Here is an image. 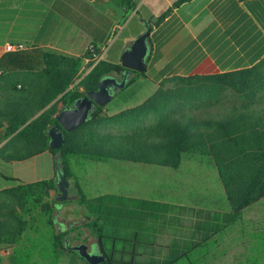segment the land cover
<instances>
[{"label": "trees", "instance_id": "1", "mask_svg": "<svg viewBox=\"0 0 264 264\" xmlns=\"http://www.w3.org/2000/svg\"><path fill=\"white\" fill-rule=\"evenodd\" d=\"M113 1L126 11L136 5L135 0ZM186 1L176 0L148 22L151 26L160 23ZM95 51L99 53L97 46ZM87 58H92L89 49L73 56L34 45L0 56V127L8 138L0 156L22 160L45 150L53 156L59 153L65 175L73 178L79 195L76 201L84 215L83 223L56 231L53 215L70 201H56L51 196L50 191L57 190L54 179L19 182L2 190L10 202L0 204V214L8 219L0 223V248L17 243L28 229L25 217L37 212L51 228L54 246L66 248L65 239L69 244L88 243L93 237L92 249L106 254L100 264H172L196 247L206 246L215 235H222L244 208L264 197V57L241 69L165 78L142 102L113 114H103V107L96 105L81 125L70 131L61 128L64 143L50 149L47 129L56 122L55 114L61 106L72 105L87 90L96 88L101 77L120 74L123 68L120 62L101 59L72 85ZM131 73L125 86L145 70ZM227 92L233 98L219 101ZM194 102H199L198 106ZM185 154L209 157L224 188L229 211L198 209L186 222L188 216L183 211L193 208L116 193L88 196L69 163L76 157L178 168ZM179 229L184 233L172 235V230ZM149 236L153 241H147ZM155 238L173 241L166 246H170L167 258L159 263L153 259L140 262V248L152 245Z\"/></svg>", "mask_w": 264, "mask_h": 264}, {"label": "crops", "instance_id": "2", "mask_svg": "<svg viewBox=\"0 0 264 264\" xmlns=\"http://www.w3.org/2000/svg\"><path fill=\"white\" fill-rule=\"evenodd\" d=\"M135 1V7L126 11L113 0H0V56L7 51V43L23 47L40 46L73 56L83 55L89 44L93 43L104 58L102 43L110 38L115 29L123 27L124 31V26L134 15H138L135 28L123 34L124 37L121 36L119 51L122 53L145 30V23L149 18L161 15L176 0ZM124 18L128 21H123ZM148 43L145 73L141 77L156 87L163 79L173 76L214 74L252 66L264 57V0L186 1L175 7L160 23L152 25ZM105 60L116 63L120 62V57L112 61ZM7 139L5 129L0 127V148ZM10 149H13V145ZM39 154L48 155L54 160V156L47 150ZM34 156L22 160H6L0 156V163L25 161ZM54 176L53 163V173L50 171L43 180L54 179ZM16 179L18 183L33 182ZM212 181L216 185L213 178ZM217 181L219 185L208 193L205 190V177L196 181L195 184L201 182L203 190L195 191V194H192L194 187L190 182L178 191V185L171 181L165 194H160L154 200L193 208L184 209V214L188 216L186 222H190V215L198 209L227 212L229 203L219 176ZM69 182L71 185V179ZM85 182L86 185L90 184L89 176ZM12 186H0V204L9 199L2 190ZM54 192L51 190L50 194L53 195ZM179 196L185 200H179ZM6 220L7 217L0 214V223ZM227 229L222 235H215L206 245L212 244L210 259L206 252L190 260L189 252L183 256L187 264L197 260L201 264H248V256L239 255L243 253L247 239H237L234 242L230 236L227 241H223L222 238L230 232ZM94 241L95 239L92 243ZM20 242L21 239L12 246L0 248V264H8L10 260L12 262L14 247ZM222 243L228 247L225 254L221 249ZM51 244L54 257L60 258L61 264H86L73 250L54 246L53 241ZM164 258L167 256L162 255L161 260ZM12 263L17 264L15 260Z\"/></svg>", "mask_w": 264, "mask_h": 264}, {"label": "rangeland", "instance_id": "3", "mask_svg": "<svg viewBox=\"0 0 264 264\" xmlns=\"http://www.w3.org/2000/svg\"><path fill=\"white\" fill-rule=\"evenodd\" d=\"M126 17H128L127 19L129 20V15ZM138 17V15H134L133 19L126 26L123 25L124 31H122L123 27L115 29L110 38L102 43L104 58L101 57L99 60H105L106 58L112 61L120 57L121 52L119 51V45L121 44V36L127 34L128 30L135 28ZM127 19L125 20L124 18L123 21L125 20L127 22ZM96 62L97 61L92 58L85 59L79 70V77L72 85L78 82ZM132 75L133 73L129 75V77ZM167 85H171V83L168 82ZM155 87L153 83L139 76L128 86L119 88L113 98L103 107L102 113L113 114L134 106L150 96L157 88ZM80 90L83 89L80 87ZM230 98L233 97L227 92L220 97L219 101L229 102ZM210 102L214 103L213 101ZM198 104L199 102L193 103L194 106H198ZM53 163V157H48V155L43 154L35 155L32 159H27L25 161H14L8 164L0 163V186H12L17 184L18 182L13 181L12 178H18L20 181L46 179L45 177L49 175L50 171L53 173ZM69 163L73 176L80 183L83 191L88 196H96L102 193H116L120 195L156 199L160 194H165V189L167 185H170L171 181H175V185H178V191L181 190V187L186 186L187 183L190 182V185L194 187L192 194H195V191L203 190L201 182L195 184L196 181H199L203 177H205L206 180L205 190L207 193L213 190L214 186L219 185L216 168L212 165L209 157L199 154H185L177 169L118 159L105 162L73 157L69 159ZM86 175L89 176L91 181L88 185H86L85 182L87 178ZM212 178L215 180L216 185H214ZM71 181H73V178H71ZM70 189L75 193V188L72 184L70 185ZM51 196H54V194ZM179 200H182V197L179 196ZM7 201L9 203L10 199ZM0 209L3 210L2 206H0ZM54 215L56 219L63 221L72 220L73 223L76 221L78 222L73 225L81 224L84 221L82 208L79 206L76 199L61 205L59 213L56 214L55 212ZM25 220H27L26 226L28 229L23 233L21 242L14 247V253L12 255L13 260H15L17 264H61V259L54 257L52 252L51 243L53 240L51 237V228L44 224L39 213L36 212L26 216ZM54 227L56 231H58L57 226L54 225ZM227 230H230V232H227L222 238L223 241H227L230 236L234 242L237 239H247L246 241L248 243L246 247H244L243 253L239 255L248 256V264H264V197L244 208L241 211L239 219ZM181 232L184 233V231L180 229L172 230V235H177ZM126 235L128 237L131 236V232L128 231ZM147 238V241H153L151 236ZM92 240H94V238L89 237L88 244L91 245V248H95ZM172 242L173 241H170V239L163 240L161 238H155L152 245H145L140 248L143 253L141 255L142 257H139L138 260L140 262H147L153 259V261L159 263L161 256H167L170 251V246L166 247V245H171ZM211 248L212 244L206 247H196L190 251V260H194L198 255H203L206 252L207 257L210 259L211 251H213ZM221 249L223 250V254L228 251V247L223 243ZM241 249L242 248H239V250ZM151 254H153V256H151ZM12 262L10 260L8 264H14ZM172 264H187V261L184 257H179L177 261ZM192 264L201 263H198L197 260Z\"/></svg>", "mask_w": 264, "mask_h": 264}, {"label": "water", "instance_id": "4", "mask_svg": "<svg viewBox=\"0 0 264 264\" xmlns=\"http://www.w3.org/2000/svg\"><path fill=\"white\" fill-rule=\"evenodd\" d=\"M151 24L145 23V30L135 37L120 55L122 65L121 77L116 75H106L101 77L96 88L89 89L83 96L76 98L72 105H63L55 114L56 122L51 124L47 133L49 136L48 147L57 149L64 143L65 139L61 128L72 130L84 123L96 105L104 107L114 96L119 88L126 85L129 74L133 70L143 72L146 68V58L149 52L148 37L151 31ZM54 183L56 191L54 199L56 201H66L78 198L77 193H70V182L62 169L59 153L54 155ZM55 215H53L54 218ZM65 247L73 250L89 264H100L105 261L106 254L89 250L85 242L69 244L65 239Z\"/></svg>", "mask_w": 264, "mask_h": 264}, {"label": "flooded vegetation", "instance_id": "5", "mask_svg": "<svg viewBox=\"0 0 264 264\" xmlns=\"http://www.w3.org/2000/svg\"><path fill=\"white\" fill-rule=\"evenodd\" d=\"M116 76L117 77H120L121 76V72H120V74H117ZM69 192L70 193H74L70 188H69ZM68 201H70V200H68ZM57 210L58 209H56V211ZM54 218H55V216H54ZM77 223H78L77 221L73 223L72 220H67V221L64 220L63 221V220H60V219H56L55 218V225L57 226L58 231H61V232L62 231H66L69 228H72V226H74L73 224H77ZM88 247H89V250H91L93 252H100L99 250L98 251H94L89 245H88Z\"/></svg>", "mask_w": 264, "mask_h": 264}, {"label": "built area", "instance_id": "6", "mask_svg": "<svg viewBox=\"0 0 264 264\" xmlns=\"http://www.w3.org/2000/svg\"><path fill=\"white\" fill-rule=\"evenodd\" d=\"M5 48H6V50L8 51V50H16V49H20V48H23V46H21V45H14V44L7 43V44L5 45ZM95 48H96V45H94V44L92 43V44H89V46H88L87 49H89V50L91 51V53H92V59H95V61H98L99 58H101V55H100V53H98V52L95 51Z\"/></svg>", "mask_w": 264, "mask_h": 264}]
</instances>
